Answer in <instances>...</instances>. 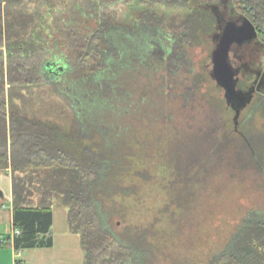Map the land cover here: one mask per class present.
Returning a JSON list of instances; mask_svg holds the SVG:
<instances>
[{
  "label": "trees",
  "instance_id": "1",
  "mask_svg": "<svg viewBox=\"0 0 264 264\" xmlns=\"http://www.w3.org/2000/svg\"><path fill=\"white\" fill-rule=\"evenodd\" d=\"M119 1H90L97 17L82 12L81 29L70 17L62 43L52 33L61 11L32 0H0V174H11L13 222L20 230L13 240L17 251L53 247V205L59 202L67 208L70 231L80 237L84 264H152L151 252L140 247L144 234L118 232L105 205L107 198L128 193L121 179L130 170L131 115L142 113L139 120H147L154 111L162 120L180 91L185 103L199 94L213 114L221 113L217 127L235 133L233 111L219 93L222 88L211 74L195 71L192 53L201 47L210 58L216 48L220 37L216 6L227 7L230 13L233 9L235 16L240 13L238 18L249 19L262 30L254 45L263 51L264 0H141L151 7L186 9L178 33L149 13L142 14L134 27L104 20V9ZM67 46L72 54L62 59ZM47 57L71 62L65 70L49 73ZM206 80L208 92L201 94ZM36 88L45 92L42 102H58L61 116L66 110L74 116L71 134L31 115L27 106L34 99L26 94ZM251 106L264 112V99ZM184 153L179 152L180 161ZM195 154L200 160L207 151ZM247 168L264 179L262 161H249ZM209 264H264V209L250 211Z\"/></svg>",
  "mask_w": 264,
  "mask_h": 264
},
{
  "label": "rangeland",
  "instance_id": "2",
  "mask_svg": "<svg viewBox=\"0 0 264 264\" xmlns=\"http://www.w3.org/2000/svg\"><path fill=\"white\" fill-rule=\"evenodd\" d=\"M90 1L96 0H67L54 8L61 12L57 16L58 28L53 27L52 33L62 43L67 40L70 17L79 23L74 26L80 29L82 12L97 17L98 10L90 7ZM103 12L104 20L130 27L135 26L142 14H154L163 19L171 33L181 32L188 14L186 9L151 7L141 0H120ZM91 26H97L95 20ZM71 54L67 46L60 57L68 58ZM209 55L201 47L192 53L195 71L200 75L211 74L213 64ZM55 60L47 57L44 64L51 67ZM64 62L69 64L71 60ZM207 83L206 80L201 94L208 92ZM44 93L36 88L26 94L27 99H34L27 106L31 115L71 134L75 128L74 116L68 110L61 116L58 102H42L40 95L45 97ZM219 93L224 97L222 89ZM180 94L181 91L177 99L170 100L171 108L167 104V115L162 120H157L154 111L147 120H139L145 116L142 113L131 115L127 145L130 170L121 179L128 193L107 198L105 205L118 232L144 234L140 247L151 252L152 264H209L213 254L225 248L247 214L264 209V179L256 170L246 169L254 159L264 164V112L249 107L242 114L240 133L228 134L221 125L217 127L221 123L216 119L223 120L221 113L213 114L199 94L187 103ZM230 119L233 124L234 113ZM214 141L219 144L215 145ZM200 149L207 154L199 160L195 152ZM181 151L185 153L180 161ZM66 212L67 208L59 202L53 205L57 232L66 226Z\"/></svg>",
  "mask_w": 264,
  "mask_h": 264
},
{
  "label": "crops",
  "instance_id": "3",
  "mask_svg": "<svg viewBox=\"0 0 264 264\" xmlns=\"http://www.w3.org/2000/svg\"><path fill=\"white\" fill-rule=\"evenodd\" d=\"M8 202L10 205L8 206ZM13 201L10 173L0 174V264H15L17 250L14 247ZM53 247L34 248L22 251L21 259L26 264H84L85 254L80 237L70 231L68 211L66 226L54 230L55 214L53 213ZM10 236V241L7 237Z\"/></svg>",
  "mask_w": 264,
  "mask_h": 264
},
{
  "label": "flooded vegetation",
  "instance_id": "4",
  "mask_svg": "<svg viewBox=\"0 0 264 264\" xmlns=\"http://www.w3.org/2000/svg\"><path fill=\"white\" fill-rule=\"evenodd\" d=\"M32 1H34L37 5L39 3H44L47 8H49L50 10H54L55 7L57 8L58 6L62 5V2L64 3L67 0ZM215 8L219 20V34H222L223 30L230 22H235L237 23V25H242L244 23V18L237 17V15H239L240 13L236 14L235 16L233 9L231 10L233 13H230L227 10V7H225L223 10L218 9L219 7L217 6ZM229 16H231L232 18L234 17L236 19L230 21L228 19ZM253 25L259 34L260 29H258V27L254 23ZM256 40L257 39H255L252 43H246L243 46H235L230 53V66L234 72V81L236 83V102L238 104L239 109H243L241 105H244L245 107L243 110H241L237 125H235V121L233 122L235 132L237 133H240L238 128L240 125V120H242L243 112H245V110H249L248 108L251 106V104L257 101L258 99H264V50L262 51L261 48L259 49L254 45ZM52 66H54V68H52ZM60 67H64L65 70L66 63L63 60H55L51 63V67L49 66L47 67V69L50 72H55L60 71ZM212 72L213 69L211 71V76ZM222 90L225 96V91L223 88ZM232 111L234 113L235 118L236 112L233 109Z\"/></svg>",
  "mask_w": 264,
  "mask_h": 264
},
{
  "label": "water",
  "instance_id": "5",
  "mask_svg": "<svg viewBox=\"0 0 264 264\" xmlns=\"http://www.w3.org/2000/svg\"><path fill=\"white\" fill-rule=\"evenodd\" d=\"M257 38L258 32L250 20L245 18L242 25L230 22L225 27L222 34H220L218 44L211 54L213 64L212 78L224 89V97L228 106L236 112L234 118L235 125H237L239 121L241 110L245 107L241 105L243 109H239L236 102V83L234 81V72L230 66V53L235 46H243L246 43H252ZM60 69V71H63L64 67H60ZM50 235H52V231Z\"/></svg>",
  "mask_w": 264,
  "mask_h": 264
},
{
  "label": "built area",
  "instance_id": "6",
  "mask_svg": "<svg viewBox=\"0 0 264 264\" xmlns=\"http://www.w3.org/2000/svg\"><path fill=\"white\" fill-rule=\"evenodd\" d=\"M19 235H20V230L18 228H15L14 231H13V237H16V236H19ZM21 254H22V251H17L15 264H26L21 259Z\"/></svg>",
  "mask_w": 264,
  "mask_h": 264
}]
</instances>
